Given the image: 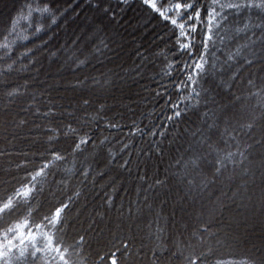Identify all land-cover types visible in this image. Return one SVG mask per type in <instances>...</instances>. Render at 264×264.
Here are the masks:
<instances>
[{
    "label": "snow or ice",
    "instance_id": "1",
    "mask_svg": "<svg viewBox=\"0 0 264 264\" xmlns=\"http://www.w3.org/2000/svg\"><path fill=\"white\" fill-rule=\"evenodd\" d=\"M139 4L150 13L148 23L164 22L166 35L174 37L172 47L178 57L167 65L176 78L172 80V73L165 72L176 90L175 102L171 97L167 102L172 113L165 117L169 124L148 129L149 137L159 136L160 140H150L149 149L143 153L145 164L154 156L165 162L163 178L159 173L149 177L145 171L140 177L137 200L128 203V218H145L144 228L152 238L151 246L143 252L142 241L137 247L134 236L118 232L93 249L82 230L74 229L70 216L80 203L89 177L94 185L97 177L107 174L97 171L92 163L85 165V161L99 163L102 157L108 167L119 158L113 150L114 137L104 132H119L123 117L108 115L113 110L108 100H115L116 92H130L128 82L143 78L149 63L148 57L138 50L141 64L127 70L121 68L123 75L103 65L101 57L109 59L107 53L117 44L110 25L118 23L117 17L123 19L126 10L132 8V0H116L114 6L111 0H88L85 6L94 15L91 20L86 18L80 29L82 35L72 41V47L64 45L60 49L66 53L63 65L83 76L65 83V90L72 92L66 103L48 96L44 105L47 110L41 111L40 98L59 81L48 89H33L34 78L25 79L23 84L9 79L37 63L36 52L46 48L49 41L41 39L33 47L21 45L26 50L6 69H0V142L5 145L0 149V157L7 158L12 142L20 139L24 131L33 132V128L38 135L30 137L31 143L39 145L35 153L24 154L26 163L16 165L26 173L24 179L16 180L0 194V264H264V0H139ZM78 7L79 0H26L16 9V17H9L0 28V60L12 59L17 40L46 35L60 27L61 22L66 24L70 13L79 17ZM21 18L30 19L25 25L30 35L17 33V21ZM24 58H28V64L21 63L20 68L14 69L13 65ZM48 58H58L57 52L49 50ZM93 62L105 70L93 67L92 72L98 75L90 74L88 69ZM109 63L114 62L109 59ZM245 79L248 92L237 95L232 89ZM20 99L23 105L10 110ZM21 112L26 116L31 113L47 124H34L26 116L21 117ZM186 119L188 126L180 132L177 126ZM30 123L33 127H29ZM130 128L128 135L145 134V129L135 121ZM169 128L177 129L171 140ZM165 140L169 144L167 151ZM89 146L91 151L85 155ZM128 147L125 143L119 151ZM79 156H84V161L77 168ZM69 157L72 167H61ZM36 160L40 161L38 165ZM131 163L125 159L119 167ZM3 174L12 176L9 170ZM76 175L82 178L80 187L66 195L69 182ZM3 183L7 185L9 181ZM173 189L174 202L193 209L194 224H183L177 236L165 242L162 234L168 230V217L164 215L167 200L159 197ZM112 191L117 189L113 186ZM58 194L64 198H58ZM105 205L115 207L112 195L106 194ZM234 210L243 217V232L224 231L221 236L219 230H210L215 218L226 213L230 223L222 228H231L237 222L232 215ZM118 211L123 218V205ZM80 214L82 210L75 219ZM96 217L102 219L103 215L97 212ZM96 217L89 215L87 219L95 223ZM257 218L258 235L247 227L251 221L254 229ZM91 227L92 224L89 230ZM225 255L242 259L225 260Z\"/></svg>",
    "mask_w": 264,
    "mask_h": 264
},
{
    "label": "trees",
    "instance_id": "2",
    "mask_svg": "<svg viewBox=\"0 0 264 264\" xmlns=\"http://www.w3.org/2000/svg\"><path fill=\"white\" fill-rule=\"evenodd\" d=\"M87 2L88 0H79L81 5V7L77 8L79 17L70 13V18L66 24L61 22L60 27H54L46 35L41 34L40 38H36L34 40L31 38L28 41L17 40V45H14V47L17 48V51L13 54L12 59L0 60V69H6L7 65L11 64L12 60H15L20 52L26 50L21 45L33 47V44H40L41 39L49 41L46 48H41L36 52L35 59L38 61L37 63L29 65L28 71L14 73L11 77H9V79L16 80L21 84H23L25 79L34 78L35 83L32 84L33 89H48L49 85H53L56 81H59L57 86L45 91L44 96L40 98L41 111L47 110L44 105L47 103L48 96H51L58 103H66L67 98L72 95V92L71 90H65V83L74 81L76 76H80V78L83 79V76L80 73H74L63 65L66 53L60 49L64 45L72 47V41L76 40L78 35H82L80 29L83 28L84 24L87 22L86 18L87 20H91L94 15V12L85 6ZM25 3L26 0H13V11H11V13L5 18L2 25L4 26L8 23L9 17H16V9ZM111 3L114 6L116 4V0H111ZM24 16H27L26 12L24 13ZM149 19L150 13L146 9L140 7L139 0H132V8L126 10L123 14V19L117 17L118 23L110 25V28H112V31L115 34L117 44L112 45L113 51L108 52L107 56L114 63H109V59L101 57L103 65L107 68H112L117 72H121V68L125 70L130 69L135 65L141 64V56L137 54V51L139 50L140 53L148 57V70L144 74L143 78H138L136 83H133L132 81L128 82V87L131 88L130 92L127 90H125L123 94L116 92V99L108 100V103L113 106L112 112L108 115L117 116V114H119L117 119H120L121 116L123 117L120 119V123L123 127L119 132H104V135H111L114 137L112 141V144L114 145L113 150L114 152L119 153V158L108 167H105L102 157L100 158L99 163L93 162L92 160L85 161V165L92 163L93 167L96 168L97 171L107 174L104 175L103 178L97 177L94 185L91 182V177H89V181L86 182L84 194L80 199V203L70 214L73 218L74 229H76L77 226L75 223L79 222V219H75L78 211L82 210V214H80L79 218L83 216L85 220L89 215L96 217L97 212L101 213L103 218L100 219L99 217H96L95 223H97L104 219L107 210L111 211L114 209V207H106V194L113 196L115 205L119 203L123 205V207H127L128 212V204L125 205L122 203L126 200H131L133 202L137 200V192L141 186L140 177L144 175L145 171L148 173L149 177L159 173L160 177L163 178L164 168L166 167L165 162L154 156L147 162V164H145V156L143 153H146L149 149L150 140H160L159 136L155 138L149 137L147 135L148 129L153 125L163 124L167 126L169 124L165 117L171 115L172 113L169 110L170 105L167 102L170 97L173 102H175L176 90L173 88L170 79L165 76V72L167 71L172 73V80L176 78V73L172 71L171 68H168L167 65L178 59V57L174 55L175 49L172 47V40H174V37L166 35L164 22L161 21L157 23L153 20L148 23ZM30 22V19H19L17 21V33L21 36L30 35V33L25 30V25ZM161 36H166L165 40H161ZM9 39H16V37L9 36ZM0 43H3L2 38H0ZM49 50L56 51L58 58L50 60L48 58ZM0 56H3L2 50H0ZM165 56H167V60H165ZM21 63L28 64V58L20 60L13 65V68H20ZM117 65H120V67H117ZM93 67L99 71L105 70L101 64L93 62V65L88 69L90 74L98 75V73L92 72ZM36 69H39V72H37ZM157 73H159V75H157ZM121 75H123L122 72ZM244 76L247 78V73H244ZM257 84H259V81H257ZM248 88L249 86L247 85L245 79L237 82L232 91H234L237 95H246ZM165 89H167V91H165ZM21 91H23V89H21ZM252 91H256V89H252ZM156 93H161V95H157ZM61 97H64V99L61 100ZM23 103V99L18 100L11 106L10 110H17L18 107L23 105ZM2 110V90H0V114H2ZM78 115L81 114L78 113ZM20 116L25 117L26 114L21 112ZM26 118L34 122V124H47V121H42L39 118L32 116L31 113H28ZM192 119H194V117H192ZM134 121L141 128L145 129V134L143 136L128 135L132 131L130 125ZM73 126L75 127L76 125ZM187 126L188 120L186 119L184 122L179 123L177 127L178 130L182 132ZM29 127H33V124L30 123ZM176 132L177 129L169 128L168 140H171L173 136L176 135ZM36 135H38V132L35 128H33V132L31 133H28L27 131L22 132L21 138L13 141L7 148L10 155L7 158L0 157V194H3L5 188H11L16 180H23L26 176V173L22 169H18L16 165L26 163L24 160V154L31 155L37 151L39 145L31 143L30 140V137H34ZM168 140L164 141V148L166 151L169 147ZM125 143L129 145L128 149L122 152L119 151ZM221 147H224V145H221ZM4 148V143L0 142V149ZM231 150L234 151L235 149L233 148ZM89 151H91L90 146L85 152V155H87ZM125 159L131 160L132 163L125 168H120L119 164H121ZM80 161H84V156L77 157V168L80 167ZM34 163L38 165L40 161L36 160ZM138 163L140 165L139 167H137ZM29 167L31 168V165H29ZM61 167H72V157H69L68 162L61 165ZM5 170L11 171L12 176L4 175L3 173ZM56 179L59 180L60 177L57 176ZM81 179L82 178L79 175H76L70 180L66 195H72V193L80 187L79 181ZM6 180L9 181L7 185L3 183ZM15 186L18 187L19 185L16 184ZM113 186L117 189L115 193L112 191ZM144 187L147 188V184H145ZM173 191L175 197L176 190L174 189ZM148 194L152 195V193ZM170 197H172V195H170ZM58 198L64 197L58 194ZM139 199L142 200L143 196H140ZM165 206H167V203L164 207ZM87 220L84 224L85 226L88 224ZM216 226L217 225L215 223H212L210 230L216 231ZM78 229L82 230L81 234H85L87 239L92 242L87 236L88 228L81 227ZM103 250L107 251V248H104ZM114 250L115 249H113V251ZM223 258L225 260L242 259V257L239 256L227 255Z\"/></svg>",
    "mask_w": 264,
    "mask_h": 264
},
{
    "label": "rangeland",
    "instance_id": "3",
    "mask_svg": "<svg viewBox=\"0 0 264 264\" xmlns=\"http://www.w3.org/2000/svg\"><path fill=\"white\" fill-rule=\"evenodd\" d=\"M13 0H0V28L3 26V22L5 21V18L13 11L12 6ZM174 190V189H173ZM174 191L167 194L166 196L163 194H160L159 199L161 200H167V206L164 207V215L168 217V230L162 234L165 242H169L170 237H175L178 234V229H183V224H194V215H193V209L189 208L187 205L180 206L178 203L174 202ZM172 195V197H170ZM129 201H125L122 204L127 205ZM121 204L117 203L113 210H107L104 219L97 222L92 223V221H88V224L85 226V218L81 216L79 218V222L75 223L77 224L76 229L78 228H88L87 236L91 239L93 248H96L99 245H103L106 243L110 238L111 235H114L118 232L121 234L127 233L130 236H134L135 243L137 247H139L141 241L145 245L143 252H147L148 247L152 244V238L149 237L147 231L144 228L145 218H128L127 216V207H123L124 209V217L121 218L119 209ZM183 207V210H182ZM233 209H235V206H232ZM232 215L236 217L235 223H232L231 228H222L223 225L230 223L229 216L226 213L223 217H216L214 222L216 226V231H220V235L223 236L224 231H239L243 232L246 228L245 223L243 222V217L239 216L237 212L234 210L232 212ZM221 221V222H220ZM92 224L91 229L89 230V225ZM250 230H254L255 233L258 235L260 232V225L257 218V223L255 224L254 229L251 228V221H249V224L247 225ZM80 230V229H78ZM85 230V229H83ZM152 231H156V225H153ZM185 235H187V232H185ZM180 239H184L185 237H179ZM143 252H141V255H143ZM150 254V253H149Z\"/></svg>",
    "mask_w": 264,
    "mask_h": 264
}]
</instances>
